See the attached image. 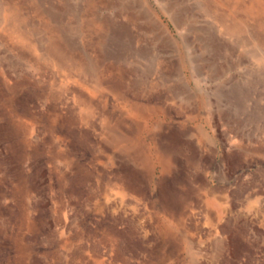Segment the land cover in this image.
Listing matches in <instances>:
<instances>
[{
	"label": "rangeland",
	"instance_id": "1",
	"mask_svg": "<svg viewBox=\"0 0 264 264\" xmlns=\"http://www.w3.org/2000/svg\"><path fill=\"white\" fill-rule=\"evenodd\" d=\"M264 0H0V264H264Z\"/></svg>",
	"mask_w": 264,
	"mask_h": 264
},
{
	"label": "bare ground",
	"instance_id": "2",
	"mask_svg": "<svg viewBox=\"0 0 264 264\" xmlns=\"http://www.w3.org/2000/svg\"><path fill=\"white\" fill-rule=\"evenodd\" d=\"M264 49V48H263Z\"/></svg>",
	"mask_w": 264,
	"mask_h": 264
}]
</instances>
